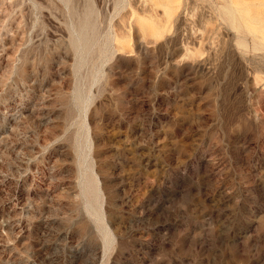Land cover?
Instances as JSON below:
<instances>
[{"label":"rangeland","instance_id":"374dc122","mask_svg":"<svg viewBox=\"0 0 264 264\" xmlns=\"http://www.w3.org/2000/svg\"><path fill=\"white\" fill-rule=\"evenodd\" d=\"M0 264H264V0H0Z\"/></svg>","mask_w":264,"mask_h":264}]
</instances>
